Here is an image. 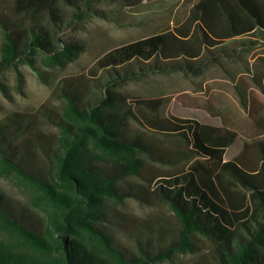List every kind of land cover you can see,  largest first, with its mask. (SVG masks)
I'll list each match as a JSON object with an SVG mask.
<instances>
[{
  "label": "trees",
  "instance_id": "trees-1",
  "mask_svg": "<svg viewBox=\"0 0 264 264\" xmlns=\"http://www.w3.org/2000/svg\"><path fill=\"white\" fill-rule=\"evenodd\" d=\"M103 1L12 0L10 11L0 9V72L21 59L39 69L34 54L53 64L78 55L82 39L60 33L70 20L106 14L98 7ZM238 38L242 45L264 38V0H197L183 23L101 57L104 77L64 85V105L49 116L57 131L36 135L42 162L31 154L29 139L16 143L22 130L16 137L0 132L2 172L29 188L27 203L0 189V264H160L193 251L197 234L211 241L214 264H264V133L245 138L240 152L226 158L239 137L232 126L147 113L141 104L155 107L153 97L119 89L151 73L200 75ZM263 76L257 61L253 77L261 87ZM251 97L240 89L245 108L254 106ZM133 118L173 147L166 151L132 129ZM148 160L170 167L146 185L122 184L142 175ZM131 196L171 207L180 227L170 241L158 247L140 241L136 249L115 242L105 228L111 201Z\"/></svg>",
  "mask_w": 264,
  "mask_h": 264
},
{
  "label": "rangeland",
  "instance_id": "rangeland-1",
  "mask_svg": "<svg viewBox=\"0 0 264 264\" xmlns=\"http://www.w3.org/2000/svg\"><path fill=\"white\" fill-rule=\"evenodd\" d=\"M196 1L105 0L98 7L106 14H94L81 22L70 20V26L60 35L82 39L85 48L78 55L53 64L41 54H34L39 69L27 59H21L17 65L0 72V132L12 137L22 130L24 134L16 143L29 139L31 154L42 162L44 155L36 135L40 133L46 138L57 131L49 116H54L64 105V85H86L87 78L104 77V70L97 64L101 57L117 46L183 23ZM11 4L12 0H0V9L10 11ZM62 8L66 18L71 19L72 10L65 5ZM233 41L230 53L222 52L220 61H212L200 75L151 73L129 80L119 89L129 96L153 97L155 107L141 104L147 113L195 116L205 122L232 126L239 133L225 155L232 158L242 149L245 138L264 133V76L262 87L253 77L255 63L260 61L264 65V38L254 45H242L239 38ZM239 86L252 96L250 103L254 101V106H243ZM129 122L132 129L140 130L164 150L173 147L171 139L150 131L137 119ZM169 167L161 161L148 160V169L142 175L128 176L122 184L146 185L149 177H157ZM0 189L13 201H29L25 183L15 174L2 172L1 168ZM110 210L109 220L105 222L107 232L116 243L133 249L140 241L157 247L166 244L180 227L174 211L160 200L131 196L121 202L111 201ZM193 241V251L177 253L160 264H214L211 241L200 234Z\"/></svg>",
  "mask_w": 264,
  "mask_h": 264
}]
</instances>
